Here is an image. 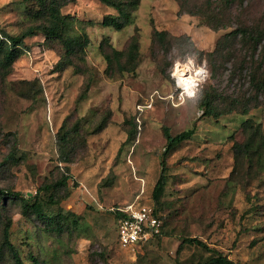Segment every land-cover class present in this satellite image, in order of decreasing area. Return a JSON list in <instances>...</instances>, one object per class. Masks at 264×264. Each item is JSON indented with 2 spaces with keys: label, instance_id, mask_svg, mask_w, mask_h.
<instances>
[{
  "label": "rangeland",
  "instance_id": "obj_1",
  "mask_svg": "<svg viewBox=\"0 0 264 264\" xmlns=\"http://www.w3.org/2000/svg\"><path fill=\"white\" fill-rule=\"evenodd\" d=\"M183 4L140 0L127 7L130 19L117 29L103 25L107 13L118 11L101 0L68 2L61 11L88 34L84 51L67 57L59 40L42 44L43 32H36L24 40L30 50L0 78V188L33 195L48 215L62 212L73 220L62 233L50 232L35 215L23 214L20 198L0 196V241L11 219V239L23 264H36L33 256L48 264H203L215 250L236 264H264V163L254 154L238 162L233 156L234 142L254 141L256 128L264 130V94L251 84L241 43L209 55L235 26H264V0ZM38 7L36 0H0L1 33L36 27ZM211 8L231 25H209ZM156 29L169 32L164 41L154 39ZM133 36L139 41L136 69L108 68L104 53L129 49ZM178 64L200 78L192 96L179 88ZM33 80L42 91L35 87L32 98L24 97ZM252 95L254 107L241 113ZM208 99L213 111L223 112L205 116L202 103ZM165 128L173 135L194 133L166 151ZM64 130L74 133L67 163L60 161L57 145ZM162 159L168 180L155 198ZM67 166V187L40 190ZM136 198L156 206L166 232L130 250L118 241L112 207ZM186 237L209 249L183 242ZM0 264L14 262L6 253Z\"/></svg>",
  "mask_w": 264,
  "mask_h": 264
},
{
  "label": "trees",
  "instance_id": "obj_2",
  "mask_svg": "<svg viewBox=\"0 0 264 264\" xmlns=\"http://www.w3.org/2000/svg\"><path fill=\"white\" fill-rule=\"evenodd\" d=\"M38 3V8L35 11V18L40 21L36 27H29L19 35H7L2 34L0 31V78H3L12 68L15 61L18 59L20 54L28 52V49L25 45V38L37 34L36 32H43V38L41 40L42 44L46 40H59L65 49V55L67 57H73L79 55L84 51L89 37L85 31H77L74 25V17L71 14H64L61 11L63 5L71 1L76 0H36ZM106 6H111L118 11L117 13L109 12L104 16L102 21L104 26H114L117 29L122 28L130 19V11L127 9L129 5L137 6L140 3V0H101ZM190 0H179L180 6L183 7V2ZM196 1V0H194ZM200 1V0H198ZM235 1V0H230ZM192 12V11H187ZM200 12V11H199ZM212 15L209 13L206 15L211 18V22L208 23L214 29L229 27L231 24L225 23L222 19H219L215 13V9L211 8ZM199 14V13H196ZM205 13H202L204 16ZM201 15V14H200ZM201 15V16H202ZM211 16V17H210ZM216 19H213L215 18ZM213 20V21H212ZM210 22V21H209ZM169 34L166 30L156 29L154 31V39L159 41H164L166 36ZM241 43L245 48V64L249 67V76L251 84L254 86L255 91L259 94H264V26L261 23H242L235 26L233 30L225 34L222 39L217 43V47L214 51L209 52V55H214L216 52H219L221 47H226L235 42ZM262 49V50H261ZM261 50V52H259ZM139 53V41L136 36L132 37V40L129 45V49L120 50L113 48L111 52H105L104 56L106 62H108V68L117 67L121 71H134L137 67L136 58ZM27 83L32 84L29 92L23 93L22 95L27 98H32L34 94L35 87L36 89L42 91V86L33 81H27ZM38 85V87L36 86ZM90 88V84L86 85L84 92L79 95V100H83L86 97L87 91ZM256 97L252 95L247 98L245 102L242 103L241 113L248 114L250 109L254 107ZM206 106L205 116H217L223 112L213 111L212 101L208 99L202 103ZM241 108V102L237 105L235 110ZM61 130V129H60ZM165 136L167 139V145L165 150L168 151L173 148L176 144L188 139L194 133L193 130H184L178 134L173 135L167 128L164 130ZM254 141L246 142H234L233 150L234 157L236 162L243 157L249 156L251 158L252 154L257 155L261 163H264V130L261 126H258L254 132ZM74 133L70 130H64L57 137V145L60 150V161L61 162H71V148L73 143ZM235 162V165L237 164ZM161 172L160 177L158 178L154 189V197L158 198L159 195H162L164 188L167 185V173H166V163L165 160L161 161ZM235 167V166H234ZM233 171H231V174ZM70 171L67 166L66 171L62 172L61 177H59L55 182L50 184H45L41 187L40 190L53 187H67L68 180L70 179ZM41 193V192H40ZM38 194V192H37ZM14 196L15 198H20L23 207V214L35 215L40 219L46 227L47 231L62 233L67 228H70V224L73 220L69 219L70 215H65L62 212H57L55 215H48L43 211V207L40 201L34 199L33 195L23 198L17 191H6L5 189L0 188V196ZM55 194H50V199L55 200ZM156 207V206H155ZM157 209V208H156ZM159 212V210L157 209ZM160 213V212H159ZM116 218H117V214ZM161 218L164 223L161 229L160 234L156 235L159 237L163 235L166 227V220L160 213ZM11 219H8L2 230V240L0 241V257L8 253L14 264H23V258L18 250V247L14 244L11 239ZM154 237V238H156ZM153 238V239H154ZM151 239V240H153ZM150 240V241H151ZM199 244L203 247H207V244L196 238V237H186L183 239V242ZM209 249V247H207ZM215 250V249H213ZM213 254L208 258L203 264H236L235 261L230 258L228 255L224 254L221 251H213ZM32 260L36 264H48L46 262H39L36 257H32Z\"/></svg>",
  "mask_w": 264,
  "mask_h": 264
},
{
  "label": "built area",
  "instance_id": "obj_3",
  "mask_svg": "<svg viewBox=\"0 0 264 264\" xmlns=\"http://www.w3.org/2000/svg\"><path fill=\"white\" fill-rule=\"evenodd\" d=\"M112 210L117 214L118 241L126 249L142 247L161 232L164 221L154 204L136 198Z\"/></svg>",
  "mask_w": 264,
  "mask_h": 264
},
{
  "label": "bare ground",
  "instance_id": "obj_4",
  "mask_svg": "<svg viewBox=\"0 0 264 264\" xmlns=\"http://www.w3.org/2000/svg\"><path fill=\"white\" fill-rule=\"evenodd\" d=\"M176 74L178 75L180 79V87H182L187 94L194 91V88L196 85H198V81L200 78L196 75L195 77H192L190 73H187L184 66H181V64L176 65ZM198 73L202 74V70H198Z\"/></svg>",
  "mask_w": 264,
  "mask_h": 264
},
{
  "label": "clouds",
  "instance_id": "obj_5",
  "mask_svg": "<svg viewBox=\"0 0 264 264\" xmlns=\"http://www.w3.org/2000/svg\"><path fill=\"white\" fill-rule=\"evenodd\" d=\"M194 94H195V93L190 92V93H189V96H192V95H194Z\"/></svg>",
  "mask_w": 264,
  "mask_h": 264
}]
</instances>
